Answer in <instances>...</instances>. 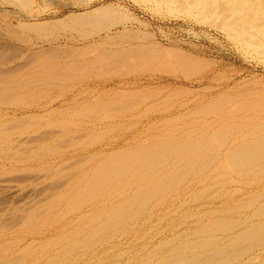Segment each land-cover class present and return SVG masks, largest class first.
Masks as SVG:
<instances>
[{"label":"bare ground","instance_id":"6f19581e","mask_svg":"<svg viewBox=\"0 0 264 264\" xmlns=\"http://www.w3.org/2000/svg\"><path fill=\"white\" fill-rule=\"evenodd\" d=\"M1 1L19 10L34 3ZM136 1L215 26L244 55L264 59V0ZM111 12L102 6L18 29L40 41L68 29L109 34L128 22ZM12 31L10 40L35 45ZM136 35L119 32L117 38L139 43ZM99 43L20 53L0 41V264H117L105 259L123 255L125 264H264V192L260 198L250 193L241 204L254 207L244 217L239 206L223 207V191L207 196L216 186L251 189L263 182L264 118L255 115L264 114V92L190 100L184 88L162 96L148 87L102 91L54 108L51 89L72 94L75 83L88 79L179 74L200 83L198 76L209 70L206 61L165 47L112 51ZM217 201L198 219L191 214V225L181 230L158 226L150 232L154 221H166L165 213Z\"/></svg>","mask_w":264,"mask_h":264},{"label":"rangeland","instance_id":"374dc122","mask_svg":"<svg viewBox=\"0 0 264 264\" xmlns=\"http://www.w3.org/2000/svg\"><path fill=\"white\" fill-rule=\"evenodd\" d=\"M144 3L145 2H139L136 0H46V1L31 0L32 5H30V8L31 6L33 8L31 9L29 8L26 10H19V9H15L13 6L6 4L0 0V34H1L0 41L7 43L8 47L14 46L16 48L14 49L16 51L19 50L20 53L22 52L28 53L31 50H34V48L47 49L49 48V46H55V45H60L62 47L64 46L63 47L64 49L77 48L78 50H80L89 47L90 44L91 46L93 44L98 45L100 44L99 42L101 41L103 42V45L101 47L102 50L110 49L112 51H120L127 49V47L129 48V45L137 46L142 44L147 47H152L156 50H161V49L163 50V48L165 47L166 49L180 52L185 56L199 60H204V62L206 61L209 64L210 71L208 70L207 72L198 76V79L202 80V82L200 83L186 82L185 80L182 79V77L179 74H177L176 76L175 75L169 76L164 74L150 75L147 73H142L143 75L142 74L136 75V77L135 75L130 77H122V78L113 77L111 78L110 81L108 80L106 82L105 81L101 82L97 79H88L81 83H77V84L75 83L72 94H62L60 91H53L51 89L52 91L51 100L55 99L54 102H56L53 105L54 108L59 107L63 109L66 107V105L63 104V101L69 102L72 101V99H75L76 101L89 99V97L93 95L101 94L102 91L103 92L111 91V90L137 91V90H143L148 87L155 88L156 90L157 89L160 90L162 92V96H165L167 92L175 88L176 89L184 88L189 93L190 100H192V98L195 99L196 97H198V99L205 100L217 93H223L227 91L228 94H233V95H240L243 93H252V92L255 93L257 91L264 92V59L262 60L259 58H254L244 55L241 51H239V49L235 46V44L229 38H227L228 36L226 35V33H224L220 29L215 28V26L212 27L206 24L198 23L195 19L188 16H183V15H180L178 17L170 16L166 12L164 13V10H160L159 12L156 13L155 12L156 9L153 8L152 4L148 2H146L145 4ZM102 6L111 10L112 16L113 15L118 16L120 14L119 16L126 18L128 22L121 24L122 26L117 25L110 27L111 31L109 32V34H105L104 31H101L98 34L93 33L95 35H93L92 37L85 35V33L88 32L87 29L86 32H84V29H78V30L68 29L66 31L60 30V32L59 31L54 32L53 34L54 40L52 39L50 40L49 37H47L48 38L46 39L47 41L45 40V37L44 40L42 39L43 37H41V41H40V37L37 38L36 34H34L33 32H24L18 29V26L21 23H28V22L37 23V22H48V21L51 22L54 20L65 18L70 14L73 15L83 14L89 12L92 9L99 8ZM8 31L15 32L19 36L28 38L29 41H31V43H34L35 45L30 46L26 43H19L17 40H10L11 38L8 36L9 34ZM119 32L127 35L130 34L131 36L136 35L135 33L139 34L138 36L136 35L138 38L140 36L139 43H136V41H130V39H125V41L119 40L117 38ZM2 34L5 35L4 36L5 38L2 37ZM82 36L84 39H82ZM114 36L116 38H114ZM106 37L108 39H106ZM7 44L4 45L7 46ZM5 66L6 65H4L3 69L9 71V69L10 68L12 69L14 65H8L6 67ZM208 88H211V90L210 89L208 90ZM82 91L84 92V94ZM98 95H96V97ZM16 110L18 111L17 108ZM138 112H142V111H138ZM9 113L10 114L12 113L11 110ZM153 114L148 115L146 117H142L143 122L146 123L148 120H150ZM133 115H137V114L133 113L130 116H126V118L122 119V121L129 120L130 117ZM255 116L264 118L263 113L262 114L258 113ZM135 120L136 119L134 118L133 120L131 119L132 122H134ZM261 177H263V182L258 186H252L251 189H246L245 186L243 185L241 186L240 184L239 185L236 184L235 186H231V185L225 186L222 189L216 186L213 187L209 192H207V196L217 197L219 195L218 193L219 190L223 191V193L225 194V195L223 194L224 195L223 200L221 201L223 202V207H225L226 205L230 208L239 206L241 207L240 208L241 210L239 209L241 217H244L246 215H249L254 210V207L246 208L247 206L246 205L244 206L246 209L244 208L242 209L241 204L243 205V202L246 203L250 195L252 196L253 194L254 197L260 198L261 197L260 193L264 192L262 191L264 189V174ZM234 190H239V192L235 193ZM226 191L228 192V194L225 193ZM263 200L264 197L262 201ZM257 201L258 203H260L259 200ZM199 203L198 204L189 203L187 204L188 208H181L180 211L178 212H174L172 210L171 212L172 215L170 214V212L165 213L164 217L166 221H164L163 223H157V225L154 224L155 223L154 221V223L152 224L153 226L152 230L150 232L152 234L154 233L156 234L158 230V226L164 229L176 227L181 230L185 224L191 225L194 218L193 215L191 214H194L195 216L197 215L199 216V214L205 211H209V209H212V207H218L220 205L219 202L217 201L214 204L210 205L208 208L202 209L203 210L202 211L200 209L201 205H199ZM188 209L194 211H188ZM198 216L196 219H198ZM143 231L146 232V230L144 229ZM148 241L149 240L145 241L144 243ZM123 248H124L123 250L127 249V247L125 246ZM121 249L122 248H120V250ZM115 250L117 251L119 249L116 248ZM126 257L127 255L120 256L119 258L110 257L108 259H105V262L117 260V264L120 263L125 264Z\"/></svg>","mask_w":264,"mask_h":264}]
</instances>
